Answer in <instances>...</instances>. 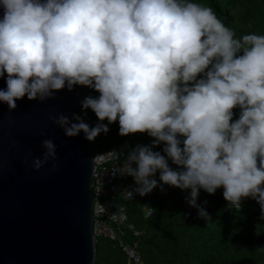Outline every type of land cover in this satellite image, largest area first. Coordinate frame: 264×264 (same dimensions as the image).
<instances>
[{
  "label": "clouds",
  "instance_id": "1",
  "mask_svg": "<svg viewBox=\"0 0 264 264\" xmlns=\"http://www.w3.org/2000/svg\"><path fill=\"white\" fill-rule=\"evenodd\" d=\"M0 7V101L9 111L25 96L44 103L65 88L92 87L99 96L82 107L95 113V127L75 113L49 120L66 137L83 132L88 141L117 120L122 136L155 138L130 152L121 170L136 185L129 198L164 185L190 189L187 203L209 221L199 192L222 187L230 206L250 197L264 217V35L237 38L194 0H0ZM161 142L166 156L152 150ZM42 146L33 168L52 161L59 171L56 144Z\"/></svg>",
  "mask_w": 264,
  "mask_h": 264
},
{
  "label": "water",
  "instance_id": "2",
  "mask_svg": "<svg viewBox=\"0 0 264 264\" xmlns=\"http://www.w3.org/2000/svg\"><path fill=\"white\" fill-rule=\"evenodd\" d=\"M3 12L0 7V19ZM5 80L0 77V89ZM79 93L77 85L44 103L25 96L13 111L0 101V264H95L94 141L83 132L66 137L49 120L77 114ZM44 139L57 146L59 171L52 161L33 168Z\"/></svg>",
  "mask_w": 264,
  "mask_h": 264
},
{
  "label": "trees",
  "instance_id": "3",
  "mask_svg": "<svg viewBox=\"0 0 264 264\" xmlns=\"http://www.w3.org/2000/svg\"><path fill=\"white\" fill-rule=\"evenodd\" d=\"M194 2L211 7L225 26L234 30L237 38L253 33L264 35V0ZM202 77L203 74L197 79ZM88 96L97 97L99 93L80 85L77 115L95 127L99 123L95 113L82 107V101ZM232 111L235 122L241 109L236 107ZM109 128L107 134L101 133L93 140L96 149L105 151L125 139L151 146L155 139L147 132L120 135L118 120ZM178 139L185 137L178 136ZM164 147L161 142L152 150L166 156ZM168 163L174 170H182L170 159ZM156 176L159 181V171ZM223 191L221 187L214 194L203 189L199 192L197 202L206 208L211 216L209 221L200 218L197 209L187 203L190 189L164 185L163 191L157 187L148 195L126 201L129 221L140 231L134 240L143 264H264V217L260 205L250 197L242 198L241 207L236 209L224 199ZM144 206L153 208L152 215L146 216ZM126 238H133L132 231L127 230ZM96 249L95 264H127V256L117 242L99 237Z\"/></svg>",
  "mask_w": 264,
  "mask_h": 264
},
{
  "label": "built area",
  "instance_id": "4",
  "mask_svg": "<svg viewBox=\"0 0 264 264\" xmlns=\"http://www.w3.org/2000/svg\"><path fill=\"white\" fill-rule=\"evenodd\" d=\"M140 142L125 139L111 148L94 152L93 189V231L97 241L99 237L108 238L123 249L127 256V264H143V258L134 240L140 234L132 222L129 221L126 201L130 200L126 190L136 187L133 178L122 173L125 162ZM135 167V165H133ZM158 179L157 176L154 177ZM140 196L134 194L133 198ZM146 216L153 213V208L144 206ZM127 230L132 231L133 238H126Z\"/></svg>",
  "mask_w": 264,
  "mask_h": 264
}]
</instances>
